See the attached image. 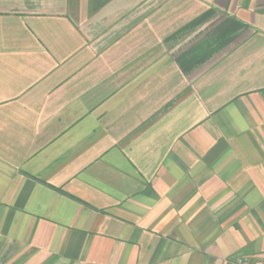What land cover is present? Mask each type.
<instances>
[{"label": "crops", "instance_id": "obj_1", "mask_svg": "<svg viewBox=\"0 0 264 264\" xmlns=\"http://www.w3.org/2000/svg\"><path fill=\"white\" fill-rule=\"evenodd\" d=\"M264 0H0V264H256Z\"/></svg>", "mask_w": 264, "mask_h": 264}, {"label": "built area", "instance_id": "obj_2", "mask_svg": "<svg viewBox=\"0 0 264 264\" xmlns=\"http://www.w3.org/2000/svg\"><path fill=\"white\" fill-rule=\"evenodd\" d=\"M240 264H249V262L247 260H244V261L240 262ZM256 264H264V254L260 258L259 262Z\"/></svg>", "mask_w": 264, "mask_h": 264}]
</instances>
